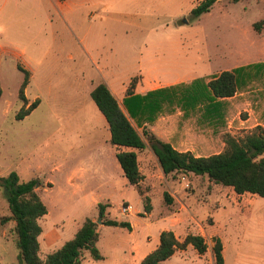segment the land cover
I'll return each instance as SVG.
<instances>
[{
  "label": "rangeland",
  "instance_id": "rangeland-1",
  "mask_svg": "<svg viewBox=\"0 0 264 264\" xmlns=\"http://www.w3.org/2000/svg\"><path fill=\"white\" fill-rule=\"evenodd\" d=\"M199 2L0 0V177L16 172L21 182L38 179L47 209L38 221L41 258L72 239L88 218L97 224L103 260L92 261L85 252L80 264H140L168 230L179 240L198 233L208 250L199 255L188 246L161 264H212L213 238L221 241L224 264H264V198L238 195L205 176H164L156 170L145 171L140 186H132L90 96L104 83L122 106L132 78L141 84L138 90L179 85L181 96L187 80L208 81L246 65L236 71L242 79L238 91L245 94L229 107L227 122L239 125L251 113L253 124L264 125V26L259 32L253 28L264 21V0H220L197 18L190 11ZM23 70L28 72L25 102L19 96ZM36 100V109L16 120ZM241 108L246 111L239 113ZM254 131L234 129L232 136L241 139ZM201 137L190 134L205 147ZM222 137L211 152L223 150ZM165 193H175V201L169 195L168 204ZM103 202L110 204V219L130 228L99 224L97 204ZM126 206L132 209L123 214ZM9 217L0 190V264H20ZM172 217L181 220L175 228ZM45 235L51 238L47 247Z\"/></svg>",
  "mask_w": 264,
  "mask_h": 264
},
{
  "label": "trees",
  "instance_id": "trees-1",
  "mask_svg": "<svg viewBox=\"0 0 264 264\" xmlns=\"http://www.w3.org/2000/svg\"><path fill=\"white\" fill-rule=\"evenodd\" d=\"M63 1V0H59ZM220 0H200L191 9L190 14L200 17L210 11L215 2ZM237 3L240 0H226ZM264 26V21L253 24L256 32ZM222 71L208 81L203 78L193 80L184 85V94L176 93L179 85L164 87L147 92L145 95H134L136 79L132 78L126 89L123 106L129 118L140 127L146 122H152L158 114H169L180 109L187 113L206 112L223 105V100L232 98L238 91L242 79L236 71ZM24 80L20 86L19 96L25 102L24 89L28 84V72L24 71ZM244 82V81H243ZM1 96V89H0ZM100 113L105 118L109 131V142L115 147H126L138 151L146 148L140 135L137 133L129 118L123 113L109 88L100 83L90 93ZM217 99L222 101H216ZM176 101V102H175ZM39 102L33 101L26 109H21L16 120L28 116ZM201 106L204 110H201ZM148 137L149 147L157 158L164 176L182 173L193 176H205L216 185L231 188L236 194H251L264 198V129L256 127V131L237 139L226 133L222 140L224 148L221 152L207 157H196L190 152H179L170 143L162 142L154 136L142 131ZM116 159L120 168L132 186L138 188L143 179L140 174L135 152H117ZM38 179L21 182L16 172L0 177V190L7 202L10 212L9 220L14 222L15 245L18 250L20 264H80L87 252L92 261H101L103 256L97 249L99 233L96 222L85 219L74 237L44 258L39 256V237L42 228L39 219L47 214V209L41 201L37 190ZM164 200L172 202L169 195L164 194ZM145 201L149 202L148 198ZM109 204L97 205L98 220L102 225L110 227L130 228L126 222L110 219L106 209ZM149 213L151 207L144 206ZM212 256L214 264H224L223 247L218 238H213ZM191 246L199 255L207 251L203 236L187 234L179 240L172 231H162L159 234L158 246L147 254L140 264H161L170 259L176 251H184Z\"/></svg>",
  "mask_w": 264,
  "mask_h": 264
},
{
  "label": "crops",
  "instance_id": "crops-1",
  "mask_svg": "<svg viewBox=\"0 0 264 264\" xmlns=\"http://www.w3.org/2000/svg\"><path fill=\"white\" fill-rule=\"evenodd\" d=\"M254 65H256V64H254ZM245 66L246 65L241 66V67H237L234 69L240 68L239 70H241V68L244 69ZM234 69H232V70H234ZM232 70H230V71H232ZM250 71H251V69L248 71L246 70L245 73L249 74ZM218 73H220V72H218ZM142 78H143V80L145 79L144 77H142ZM242 78H243V81L246 84H248V80H249L248 77H246L244 75V76H242ZM193 80L194 79L187 80V81H185V83L188 81H190L189 83H191V81H193ZM189 83H187V84H189ZM140 85L141 84H138V85L136 84V86L133 90L134 95H138V94L139 95H145L147 92L153 90L149 87L147 89L138 90ZM125 93H126V91H125ZM244 94L239 93V91H237L232 98H228L226 100H223V102H222L223 105L218 106L215 109L211 110L210 111L211 114H207L204 111H202L201 113L196 112V113L190 114V113L184 112L180 109H176L175 111L170 112L169 114L168 113L167 114H158L155 117L154 121L146 122L140 127L134 122V120L129 118V114H128L126 108L123 106V104H122V106H120L116 96L115 95H113V96L115 97V99H116L117 103L119 104L123 113L129 118V120L131 119L130 122L133 125V127L135 128V130L137 131V133H138V129L145 130L150 135L161 140L162 142L170 143L172 145V147L179 152H190L196 157H200V156L207 157V156L219 153V152H211V149L213 148L212 145L215 144L219 140L221 135H224L226 133H230L232 135L233 134L232 130H234V129L235 130L244 129L247 131V130H251V129L256 128V127L264 128V125H262L259 122H256L254 124L252 123L251 113L248 114V118H246L245 120H239V122H240L239 125L237 123H235V125H233V127H232V124L230 122H227L228 121L227 111L230 110L229 107L233 106L234 103H236V102H240V100L243 98ZM125 95H123V97H125ZM216 101H222V100L217 99ZM200 109L204 110V107L201 106ZM241 111H246V110L241 108V110H239V113ZM173 118H175V119H173ZM184 119H189V120H184ZM191 119H193L192 120L193 123H192ZM174 120H175V125H174ZM184 121L185 122L189 121L191 126H188L189 123H187V124L183 123ZM171 122H173V125H171ZM190 132L192 133V135H198L199 138L201 135L203 137V138L202 137L201 138L204 140L205 147L201 146L198 143V140L197 141L192 140L190 138V134H191ZM140 137L143 140L144 144L146 145L145 149L138 151V150L132 149V148L116 147L117 152H135L136 153L138 169H139L140 174L143 176V179H144V175L149 170H156V171H159L161 174H163L162 170L158 164L156 156L154 155V153L152 152V150L149 147V143L146 140H144V138L141 135H140ZM222 145H223V143H222ZM141 162H142L143 167L141 166ZM145 171H147V172H145ZM145 176H147V175H145ZM143 179H142V181H143ZM174 194L175 193H169V195L172 198H174V201H175L176 198H175ZM151 201H152V198H151ZM101 204H109V203L103 202ZM182 207L184 209L186 208V206H182ZM174 214L179 215V212L174 213ZM170 219H171L170 220V226L172 228H175L177 225H179L181 223V220L179 219V217H175V218L172 217ZM92 221H94V220H92ZM188 229L189 228L187 227V230ZM168 231H172V230H168ZM172 232L174 233V231H172ZM174 235H175V233H174ZM198 235H200V234H198ZM43 238H44L43 244L46 247L48 245H50V243H51L50 236L45 235ZM212 246H211V256H212ZM207 250H208V248H207ZM211 261H212V264H214L212 257H211Z\"/></svg>",
  "mask_w": 264,
  "mask_h": 264
},
{
  "label": "built area",
  "instance_id": "built-area-1",
  "mask_svg": "<svg viewBox=\"0 0 264 264\" xmlns=\"http://www.w3.org/2000/svg\"><path fill=\"white\" fill-rule=\"evenodd\" d=\"M121 209L123 214H128L127 212L130 211L132 208L131 206H126V207H122Z\"/></svg>",
  "mask_w": 264,
  "mask_h": 264
},
{
  "label": "water",
  "instance_id": "water-1",
  "mask_svg": "<svg viewBox=\"0 0 264 264\" xmlns=\"http://www.w3.org/2000/svg\"><path fill=\"white\" fill-rule=\"evenodd\" d=\"M98 223H99V224H101V222H100V221H99Z\"/></svg>",
  "mask_w": 264,
  "mask_h": 264
}]
</instances>
